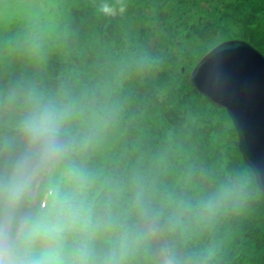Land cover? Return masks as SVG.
I'll return each instance as SVG.
<instances>
[{
	"label": "trees",
	"instance_id": "obj_1",
	"mask_svg": "<svg viewBox=\"0 0 264 264\" xmlns=\"http://www.w3.org/2000/svg\"><path fill=\"white\" fill-rule=\"evenodd\" d=\"M63 1L60 0L62 5ZM99 2L68 0L66 8L79 28L78 37L84 35V41L98 50L99 43L114 38L111 32L114 28L108 25L116 24V17L97 13ZM63 21L73 26L67 18ZM106 21L109 23L104 26ZM45 24L44 18L15 20L8 28L0 29V177L28 152L31 137L26 128L30 119L52 114L60 120L57 140L64 149V158L58 163L73 162L87 171L89 199L95 205L97 219L106 225L103 229L115 230L122 236L111 246V263L157 264L162 260L154 253L159 251L174 264H264V207L247 194L240 165L255 174L239 147L234 148L237 162H228L225 171L209 172L215 180L210 190L204 189L193 161V156L203 158L198 148L210 134L194 126L189 132L181 127L171 128L174 139L170 142L164 137L163 121L160 128L148 126V132H153L149 138L132 131L139 141L124 142L122 150L115 152L109 163V157L103 159L100 153L110 145L109 139L100 137L103 135L99 125L103 123L100 91L90 88L86 73H82V81L72 82L71 90L70 75L63 70L62 63L45 60L54 54L42 45ZM85 25H90L89 31L83 30ZM234 38L245 39L243 34ZM248 41L264 53V41L257 37ZM72 91L83 93L73 99ZM116 120L111 122L117 123ZM106 124V129L112 132L113 124ZM154 134L159 138L153 139ZM94 141H99L97 148H93ZM192 144L186 164L179 167L183 152L178 154L171 145L185 151ZM228 148L231 149L225 144L226 154ZM92 152L97 164L91 168ZM217 159H209L207 163L214 165ZM256 184L264 201L257 180ZM148 234H158L160 242L148 247L149 260L140 253L147 256L144 246L148 238L155 239ZM137 253L138 259L134 257Z\"/></svg>",
	"mask_w": 264,
	"mask_h": 264
},
{
	"label": "rangeland",
	"instance_id": "obj_2",
	"mask_svg": "<svg viewBox=\"0 0 264 264\" xmlns=\"http://www.w3.org/2000/svg\"><path fill=\"white\" fill-rule=\"evenodd\" d=\"M67 1L64 0L63 5L60 0L14 2L13 6L0 10V29L8 28L15 20L46 19L42 28V45L51 49L54 54L45 60L55 59L62 63L63 70L70 75L71 90L74 87L72 82L82 81V73H86L90 88L100 91V112L103 116V123L99 124L103 128V135L100 137L110 141L108 148L102 149L100 153L103 159L109 157V163H112L115 152L122 150L124 142L139 141L140 138L137 139L132 131L149 138L153 132H148V126L152 129L160 128V121L165 123L164 137L167 142L174 139V131L171 129L174 127H181L189 132L194 126L193 128H200L210 134L198 148V153L203 158L193 156L204 189L210 190L215 180L209 172L225 171L228 162H237L234 148L239 147V138L227 110L203 97L190 85L189 78L198 62L224 42L236 39L249 42L250 37L264 41V0H126L124 14L116 16V24L108 25L114 28V32L111 31L114 38L99 43L100 50L84 41V35L78 37L79 28L67 13ZM65 18L73 26L64 23ZM108 23L103 22V25ZM82 27L83 30H90V25ZM241 34L245 39L234 38ZM4 39L7 40V37ZM88 59L91 62H87ZM97 75H100L98 79ZM81 93L83 91L71 92L73 99ZM106 115L111 120L105 118ZM115 118L117 123L111 122ZM107 122L113 124L112 132L106 129ZM97 133L98 131L94 136ZM156 138H159L158 134L153 135V139ZM225 144L231 147L227 154ZM92 145L97 148L99 141H94ZM193 146L192 144L182 151L171 145V149L178 154L183 152L179 167L186 164ZM130 155L131 152L128 151V157ZM92 157L91 168L97 164L93 152ZM216 157L218 159L214 165L207 163V160H214ZM240 168L247 194L256 198L258 204L264 207V201L256 190L255 175L241 165ZM95 185L98 186L97 183ZM34 201L39 203L38 195ZM31 206L34 207V204ZM92 209L96 221L98 219L94 203ZM153 236L155 239L148 238V244L144 246L146 254L150 252L148 247L152 243H160L158 234H148V237ZM120 237L122 236L115 230L100 227L95 231L94 264H114L110 261L111 246L113 248ZM140 253L142 258L149 260L148 254L144 256L142 251ZM154 254H158V259L162 260L159 261L161 263L157 261V264H173L161 252L156 251ZM134 257L138 259L139 254Z\"/></svg>",
	"mask_w": 264,
	"mask_h": 264
},
{
	"label": "clouds",
	"instance_id": "obj_3",
	"mask_svg": "<svg viewBox=\"0 0 264 264\" xmlns=\"http://www.w3.org/2000/svg\"><path fill=\"white\" fill-rule=\"evenodd\" d=\"M14 2L22 0H0V10ZM126 8V0H100L96 11L116 17ZM59 129L52 114L30 119L28 152L0 177V264H94L95 231L106 225L94 221L87 171L58 163Z\"/></svg>",
	"mask_w": 264,
	"mask_h": 264
},
{
	"label": "water",
	"instance_id": "obj_4",
	"mask_svg": "<svg viewBox=\"0 0 264 264\" xmlns=\"http://www.w3.org/2000/svg\"><path fill=\"white\" fill-rule=\"evenodd\" d=\"M189 83L227 110L243 158L264 193V54L242 39L224 42L198 62Z\"/></svg>",
	"mask_w": 264,
	"mask_h": 264
}]
</instances>
